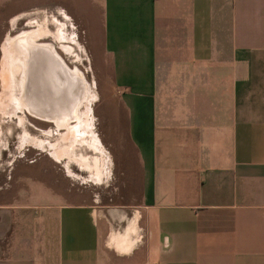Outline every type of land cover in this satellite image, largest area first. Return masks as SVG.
I'll list each match as a JSON object with an SVG mask.
<instances>
[{
  "label": "crops",
  "instance_id": "obj_1",
  "mask_svg": "<svg viewBox=\"0 0 264 264\" xmlns=\"http://www.w3.org/2000/svg\"><path fill=\"white\" fill-rule=\"evenodd\" d=\"M11 1H58L108 61L95 112L114 164L134 151L120 188L136 195L47 184L35 216L28 184L0 181V264H264V0Z\"/></svg>",
  "mask_w": 264,
  "mask_h": 264
},
{
  "label": "rangeland",
  "instance_id": "obj_2",
  "mask_svg": "<svg viewBox=\"0 0 264 264\" xmlns=\"http://www.w3.org/2000/svg\"><path fill=\"white\" fill-rule=\"evenodd\" d=\"M58 4V1H46L31 5L21 1H11L4 2L0 7L3 17L0 49V94L4 93L3 96L6 98H9L8 93L10 97L17 95V80L15 78L18 76L17 69L12 65L5 52V42L9 37L24 30L33 29L54 33L57 23L51 19L56 17L63 23L67 35L72 40L59 41L53 34H48L40 37L38 41L53 44L60 55L61 89L65 98L62 112H49V114L47 113L48 119H41L25 111L22 112L23 121L19 125L16 117L9 121V119L0 116L1 185L16 189L20 185L28 184V189L20 190V193L22 195L23 192L27 193L31 190L30 196L24 201L35 204L31 211L29 210L35 216L41 213L39 205L36 204L47 200L45 198L47 197V184L55 190L65 192L63 195L66 199L80 202H122L132 200V197L136 195L132 190L123 192L120 188L124 179L122 172L128 169L123 167L121 157L125 155L128 159V167L136 170L134 151L128 145H123L117 153L119 159L114 164L113 154L101 138L100 125L95 112L100 95L104 93L107 95L106 91L110 87L108 61L91 60V50L80 27L66 10L56 8ZM87 105L90 107L89 113L86 112ZM76 110L77 112H75ZM79 113L81 114L80 120L86 115V121L90 124V128L81 135L69 128L70 125L74 126L79 123ZM57 117L65 119L67 125L58 126L55 120ZM82 131L80 128L79 133ZM24 133L30 134L36 141L23 144L21 138ZM94 133L102 143L101 149H93L89 145L92 139L91 135ZM39 140L41 141L39 142ZM54 152L59 153L60 158L55 157ZM84 164L88 166H83ZM97 170L100 176L95 180L93 176ZM22 171L33 176L34 179L27 177L28 179L25 181L24 178L10 177L11 174Z\"/></svg>",
  "mask_w": 264,
  "mask_h": 264
},
{
  "label": "flooded vegetation",
  "instance_id": "obj_3",
  "mask_svg": "<svg viewBox=\"0 0 264 264\" xmlns=\"http://www.w3.org/2000/svg\"><path fill=\"white\" fill-rule=\"evenodd\" d=\"M60 27V26H59ZM61 30V29H60ZM38 29H33V30H24L22 33H26L29 35L30 39L35 41L36 45L30 44V46L33 47V49L30 51L29 49L25 48L26 45L24 46L21 45L19 48L17 47V50H15L14 56L11 57L12 61H14V65H16L17 69V77L15 78L16 84H17V91L15 96L11 95L12 101L16 104H12L10 106L4 107L6 110H12L14 112L18 113H24L25 111L29 112L33 116H37L41 119H48L46 117H42L39 115H36V112H53V111H61L64 109V101L65 98L62 94V89H61V82L58 81L55 82L53 78H56L57 72L60 73L61 71V63L59 60H61L60 55L57 53L55 50V47L51 43H44V42H38L39 39L38 34H37ZM18 33V34H20ZM6 44V43H5ZM6 52V49H5ZM7 54V52H6ZM48 56L47 58H42L43 61H54V65H48L46 71H48V74L42 75V71L45 70V68L41 67L40 64L34 63L31 61H39L38 59L41 58V56ZM52 56H54L52 58ZM54 73L53 75L50 73ZM55 75V76H54ZM60 85L61 93H59L56 97L59 98L60 105L58 107L53 106H36L30 104L31 96L35 97L37 94H48V97H44L45 100L46 98H50V93L49 89H52V93L55 94L57 90H54V88ZM41 88H45V91H41ZM51 93V94H52ZM4 93L0 94L1 98ZM10 95V94H7ZM6 98V96H3ZM26 99V101H25ZM81 114L78 120H80ZM58 125V124H57Z\"/></svg>",
  "mask_w": 264,
  "mask_h": 264
},
{
  "label": "bare ground",
  "instance_id": "obj_4",
  "mask_svg": "<svg viewBox=\"0 0 264 264\" xmlns=\"http://www.w3.org/2000/svg\"><path fill=\"white\" fill-rule=\"evenodd\" d=\"M56 21V20H55ZM55 23H57V27H56V29L54 30V33L52 32H50V33H47V31H45V30H38L37 31V34H38V39L40 38V37H42L43 35H48V34H53V36L54 37H56V39L57 40H59V41H72V40H69L70 38H68V37H66L65 35H64V33H62V30H60V25H59V23H58V21H56ZM64 31V30H63ZM66 32V31H65ZM63 43H66V42H63ZM24 44V46L26 45V47L25 48H27V49H29L30 51L33 49V47L32 46H30V44H32V45H36L35 44V41H33V40H31L30 39V37H29V35L28 34H26V33H22V34H17V35H15L14 37H12L11 39H8L7 41H6V44H5V47H6V52H7V54H6V56L8 55V57H9V60L11 61V63H12V65L13 66H15L16 67V65H14V61H12V58L11 57H13L14 56V53H15V50H17V47L19 48V46H21V45H23ZM70 44H72V43H70ZM76 47V46H75ZM13 50H14V52H13ZM79 51V50H78ZM68 54V53H67ZM72 56V55H71ZM48 56H46V55H44V56H41V58H39L38 60L39 61H31V62H34V63H38V64H40L41 65V67H43V68H45V70H43L42 71V75H45V74H48L49 72L48 71H46V69H47V67H49L48 65L50 64L51 66L52 65H54V61H43L42 60V58H47ZM54 56H52V58H53ZM55 58V57H54ZM61 70H62V68H61ZM54 73H56V72H54ZM53 72L52 73H50V74H54ZM55 76V75H54ZM53 80L55 81V82H57L58 83V81H60L61 82V80H60V73H58L57 72V74H56V78H53ZM95 88V87H94ZM41 91H45V88H41L40 89ZM55 90H57L56 92H54ZM93 91V90H92ZM53 92L55 93V94H53L52 93V89H49V93H50V98H46V100H45V98L44 97H48V94L46 95V94H37V95H35V97H33V96H31V100H29L30 101V104H32V105H36V106H43V107H47V106H53V105H55V107H58V105H60V101H59V98L58 97H56L59 93H61V89H60V85H57L55 88H54V90H53ZM52 93V94H51ZM9 94V93H8ZM9 96V98H5V97H3L2 96V98H1V95H0V116H3V118H6V119H9V121H12V120H14L15 118L14 117H16V118H18V125L19 124H22V121H23V116H22V114L23 113H18V112H14V111H12V110H6V109H4V107H7V106H10V105H12V104H16V103H14L13 101H12V98L10 97V95H8ZM98 99V98H97ZM25 101H26V99H25ZM28 101V100H27ZM26 101V102H27ZM84 108V107H83ZM75 112H77V110L75 111ZM86 112H90V107H89V105H87V107H86ZM48 112H36L35 114L36 115H39V116H42V117H45L46 115H47V117L46 118H48V114H47ZM79 117H80V113L78 114V119H79ZM55 120L57 121V124H58V126H60V125H67V122H65V119H59L58 117L57 118H55ZM87 116L86 115H84V118L83 119H81V120H79L78 122V124H76V125H74V126H69V128L70 129H72V130H74V131H76V132H78L77 134L78 135H81V133H83V132H85V130L86 129H89L90 128V124H88L87 123ZM16 122V121H15ZM0 123H1V121H0ZM92 124V123H91ZM1 127V126H0ZM80 128H82V132H80L79 133V129ZM1 130V129H0ZM9 131H11V130H9ZM9 131H8V133H9ZM31 131V130H30ZM93 132V131H92ZM88 133V132H87ZM12 134V133H11ZM90 134H91V132H90ZM86 136V135H85ZM91 142L89 143V145H90V147L91 148H93V149H101V141H100V139L95 135V133L94 134H92L91 135ZM88 139H89V137H88ZM36 141L32 136H30V134H28V133H24L23 134V136H22V138H21V141H22V143L24 144L25 142H32V141ZM41 140H39V142H40ZM51 141V140H50ZM55 146V145H54ZM104 151V150H103ZM54 155H55V157H58V158H60V154L59 153H55L54 152ZM104 156H105V154H104ZM103 162V161H102ZM85 165H87V164H84L83 166H85ZM88 166V165H87ZM104 168V167H103ZM70 171V170H69ZM73 173V172H72ZM91 175V174H90ZM93 175V174H92ZM100 176V173L98 172V170L95 172V175L93 176V178H97V177H99ZM89 177V176H88Z\"/></svg>",
  "mask_w": 264,
  "mask_h": 264
}]
</instances>
